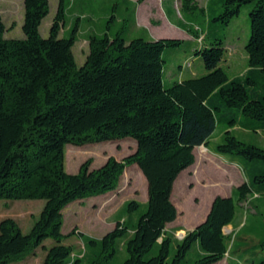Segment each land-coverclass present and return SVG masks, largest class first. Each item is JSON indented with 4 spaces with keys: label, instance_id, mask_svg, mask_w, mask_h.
<instances>
[{
    "label": "trees",
    "instance_id": "obj_1",
    "mask_svg": "<svg viewBox=\"0 0 264 264\" xmlns=\"http://www.w3.org/2000/svg\"><path fill=\"white\" fill-rule=\"evenodd\" d=\"M254 3L251 33L245 48L248 69L230 76L221 61L224 35L213 38V27L227 26L242 5ZM213 8L207 32L199 35L180 24L201 46L195 54L206 68L201 75L164 82V52L183 40L136 37L128 44L123 33L93 34L85 62L78 65L73 46L78 26L60 35L66 0H59L49 36L40 25L50 0H24L22 37H5L0 12V198L46 200L39 217L23 232L11 217L0 221V264L24 258L52 237L42 264H109L120 238L128 256L123 264H214L229 252L224 227L231 224L237 204L264 195V147L239 139L234 126L264 133V0H220ZM183 8L201 9L189 0ZM217 33V31H216ZM209 39V41H207ZM211 39V40H210ZM218 123L226 126L218 154H233L245 180L231 195H217L206 218L177 239L168 232L178 209L172 200L180 173L195 163V147L209 140ZM132 136L137 148L122 160L109 157L91 168L84 161L75 173L65 167L68 143L84 145ZM138 164L148 184L146 209L134 221H118L102 238L80 233L91 253L71 259L63 243L64 208L72 201L116 190L127 166ZM142 204L130 200L126 210ZM176 240L172 257L171 246ZM196 246L197 258L187 259ZM75 261V262H74ZM264 264V259L258 263Z\"/></svg>",
    "mask_w": 264,
    "mask_h": 264
},
{
    "label": "rangeland",
    "instance_id": "obj_2",
    "mask_svg": "<svg viewBox=\"0 0 264 264\" xmlns=\"http://www.w3.org/2000/svg\"><path fill=\"white\" fill-rule=\"evenodd\" d=\"M183 1L66 0V15L60 35L70 36L71 28L78 26L73 52L79 66L86 60L89 38L93 34L108 33L115 36L121 32L127 44L136 37L147 40L161 37L180 38L183 43L179 47L168 48L164 52V82L170 86L176 79L206 72L202 59L195 54L196 48L202 44L200 39L194 37L180 24L191 27L201 35L203 31L208 30L212 9L218 8V12L222 10L220 0H189L190 3L201 7L190 10L183 8ZM58 3L59 0H50V11L40 25L43 37L49 36ZM0 7L3 10L7 9L4 0H0ZM253 7L254 3L244 4L229 25L213 27V38L216 35H224L225 54L221 65L230 76L242 74L248 69L245 46L250 38L249 14ZM12 11L6 10L3 13V20L7 25L5 37H22L24 8L22 14L20 0H13ZM225 130V124H217L210 137L208 150L205 144L198 147L195 151L196 162L183 170L175 182L172 200L177 206L178 215L173 222L167 224L166 229L177 239L182 238L188 230L195 228L205 218L216 194L224 192L228 194L244 178V171L237 165L228 163L225 157L213 153L211 158L203 159L199 152V150L210 152L216 144L223 141ZM231 131L241 140L264 147L262 131L249 130L239 125L232 127ZM136 148L137 142L132 136L84 145L68 143L65 149V167L68 172L75 173L84 161L91 158V168H97L109 157L114 156L122 160ZM226 157L240 159L233 154H226ZM147 199V179L139 165L133 164L126 167L116 190L70 202L63 211L62 228L65 234L63 243L73 249L70 260L76 261L78 258L81 260L92 251L86 247L80 233L102 238L105 233L115 228L118 221H134L139 218L146 209ZM130 200H136L142 205L129 212L126 210V204ZM45 202L43 198H0V221L7 217L14 218L22 231L28 232L39 217ZM224 233L227 235L229 252L219 264H249L264 259V195L254 194L239 202L234 220L224 227ZM129 236L130 234H127L118 240L116 254L109 264H123L128 256L125 241ZM55 243L52 237H48L43 241L45 246H38L24 258L12 260L9 264H42L47 248ZM175 250L176 240L172 243L170 257L174 255ZM87 258L77 261V264H88ZM196 258L197 250L196 246H193L187 259L193 262Z\"/></svg>",
    "mask_w": 264,
    "mask_h": 264
},
{
    "label": "crops",
    "instance_id": "obj_3",
    "mask_svg": "<svg viewBox=\"0 0 264 264\" xmlns=\"http://www.w3.org/2000/svg\"><path fill=\"white\" fill-rule=\"evenodd\" d=\"M20 1H21V3H22V14H23L24 0H20ZM4 3L6 4V7H7L6 10H8V11H10V12H13V11H12L13 0H4ZM6 10H3L2 7H0V12H1V14H2V17H3V13H4V11H6ZM22 14H21V15H22ZM5 25H6V24H5ZM6 30H7V25H6ZM203 145H204V144H203ZM200 146H201V145H200ZM200 146L195 147L194 152H195V151L197 150V148L200 147ZM207 150H208V147H207ZM207 150H205L204 152H203L202 150H199V152H200V154H201V157H202L203 159L211 158L212 154H213V153H216V152L214 151V148H212L210 152H208ZM195 155H196V154H195ZM219 155L225 157V159L227 160L228 163L235 164V165H237L238 167L241 168V166H240L236 161H234L232 158H228V157H226V155H222V154H219ZM196 159H197V157H196ZM195 162H196V161H195ZM241 169H242V168H241ZM242 170H243V169H242ZM189 171H191V170L189 169ZM244 180H245V174H244V178L242 179L241 182H243ZM241 182H240V183H241ZM240 183H239V184H240ZM224 193H225V194H224ZM224 193H218V194H216V196H217V195L229 196V195H231L232 191L229 192L228 194H227L226 192H224ZM216 196H215V197H216ZM215 197H214V198H215ZM213 200H214V199H213ZM213 200H212V202H213ZM211 206H212V203H211ZM211 206H210V209H211ZM210 209H209V211H210ZM209 211L207 212L206 216L208 215ZM206 216H205V218H206ZM205 218H204V219H205ZM204 219H203V220H204ZM203 220H202V221H203ZM233 220H234V219H233ZM202 221H201V222H202ZM199 223H200V222H199ZM199 223H198V224H199ZM222 260H224V258H223ZM222 260H220L219 262L214 263V264H219Z\"/></svg>",
    "mask_w": 264,
    "mask_h": 264
}]
</instances>
